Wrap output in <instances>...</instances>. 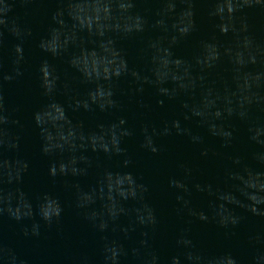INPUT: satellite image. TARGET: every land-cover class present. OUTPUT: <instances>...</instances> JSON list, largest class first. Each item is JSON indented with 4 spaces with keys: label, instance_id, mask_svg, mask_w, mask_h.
<instances>
[{
    "label": "water",
    "instance_id": "1",
    "mask_svg": "<svg viewBox=\"0 0 264 264\" xmlns=\"http://www.w3.org/2000/svg\"><path fill=\"white\" fill-rule=\"evenodd\" d=\"M0 264H264V0H0Z\"/></svg>",
    "mask_w": 264,
    "mask_h": 264
}]
</instances>
